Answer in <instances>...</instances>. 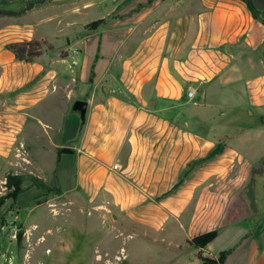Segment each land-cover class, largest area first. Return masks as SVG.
<instances>
[{"label":"crops","instance_id":"0c3cea01","mask_svg":"<svg viewBox=\"0 0 264 264\" xmlns=\"http://www.w3.org/2000/svg\"><path fill=\"white\" fill-rule=\"evenodd\" d=\"M252 2L264 19V0ZM93 5L104 23L73 29L70 39L52 35L67 47L45 46L32 61L4 45L51 37L29 30L0 40L4 160L34 128L56 152L70 146L77 154L74 184L57 195L66 199L45 201V225L23 222L18 249L0 246V264L18 255L28 264L30 234L40 248L35 264H100L109 240L156 241L160 232L162 240L179 236H167L172 264H214L201 258L216 260L230 248L219 264H264V198L251 186L264 156V23L244 0H92L83 7ZM69 12L80 13V6ZM75 99L87 101L85 121L70 141L58 142L54 132ZM219 142V154L165 194ZM9 229L0 227L8 236ZM210 230L216 236L204 247L186 243ZM85 241L87 261L62 258ZM182 245L195 248L193 259L177 257Z\"/></svg>","mask_w":264,"mask_h":264},{"label":"rangeland","instance_id":"374dc122","mask_svg":"<svg viewBox=\"0 0 264 264\" xmlns=\"http://www.w3.org/2000/svg\"><path fill=\"white\" fill-rule=\"evenodd\" d=\"M27 1L28 0H14L13 2L6 4L4 7L19 9L23 7ZM90 1L92 0H46L44 3L36 5L21 16L0 17V40H12L18 36L21 37L22 35L20 34L30 30L33 33L32 35H42L44 33L48 37H51L50 40H45L43 42L42 48L45 46L49 48V45L51 44L55 46V49L62 45L63 47H67L65 39L54 38L52 35H66V37H69L70 39L74 30H79L81 27L87 29V24L96 20L103 13L99 5L83 7L84 3H89ZM75 3L80 6V13H68V9ZM71 19H75L77 24H69L68 20ZM83 22H85V24H82ZM69 43L71 44V40ZM71 104L72 102L68 104V107L71 106ZM61 108H63V106ZM61 116L62 113L59 114V117ZM79 125L80 118L78 113L70 110L66 112L61 119V125L54 132L57 141L61 143L70 141L69 139H71ZM41 133L43 132H40L39 128H34L32 131H29L27 137L26 135L23 136V134H21V137L19 136V138L14 141L10 148L11 150H9L8 161L4 160L5 155L0 153V196L6 191V188L4 187V179L9 172H31L46 180H50L53 172L51 168L57 166L61 189L64 191L68 190L74 184L77 154L62 153L60 160L57 161L56 150L47 141L45 138L46 135H40V139L35 138L36 135ZM257 164L258 162L254 166L257 173L255 170V173L252 176L251 186H255L257 189L259 188V195L264 198V171L260 172V168ZM65 199V196L57 197V195L46 194L44 190L32 186L28 187L16 197L8 198L3 201L0 204V227L4 221V223L10 225L9 236L8 230H0V246L5 247V250L3 251L8 252L9 249L13 248L18 249L16 238L12 239L10 237L11 232L15 227L18 234L20 231H25L23 229L25 226L22 225L23 222L30 224L33 221H37L41 225H45L47 220L51 218L46 205L47 202L45 203V201L61 202ZM35 204H38V206L34 207ZM17 207L19 211L15 212L17 211ZM13 220H15L18 225H16ZM65 229H67V227H65ZM162 235H164V233H158V239L156 241L146 240L138 235L125 238L124 241L121 238L118 240L114 238L113 240H109V243H107L108 248H105V251H108L109 255L107 253L103 255V252H101L102 257L98 260L100 261V264H172L174 262L173 256L176 255L175 249L168 245V235L165 240L161 239ZM168 237L177 239L179 236L174 234ZM25 238L27 237L25 236ZM33 239L34 235L31 234L30 238L25 239L24 247L29 251V255L25 257L28 258V264H35V258L38 257L40 252V248H36L34 243H32ZM49 241L50 239L48 242ZM88 244L89 242L85 241L83 243L84 246H81L82 249L75 250L72 248L71 252L68 250L64 251L63 249L64 253L62 258L65 260L75 259L80 262L87 261L85 254H87ZM122 248H124L126 256L124 259L118 260L117 256L120 254ZM193 251H195L194 247L182 245L181 252H179L180 254L178 253L179 255L177 257L182 260L193 259ZM23 253L24 250L22 251V254ZM2 259L0 251V262ZM13 264H22L20 255L16 257Z\"/></svg>","mask_w":264,"mask_h":264},{"label":"trees","instance_id":"16d2710c","mask_svg":"<svg viewBox=\"0 0 264 264\" xmlns=\"http://www.w3.org/2000/svg\"><path fill=\"white\" fill-rule=\"evenodd\" d=\"M14 1V0H13ZM11 0H0V17L3 16H11L18 17L25 14L27 11L31 10L38 4L44 3L46 0H28L25 5L19 9H12L4 7L6 4L13 2ZM253 14V16L257 19H260L264 23V19L260 16V11L255 7L252 0H244ZM104 23L103 18H99L93 20L87 24L89 29H93L100 24ZM42 40L38 39H22L18 41H13L6 43L4 45L5 48L11 50L17 59L32 61L35 57L41 54L42 52ZM52 46L49 45V48ZM223 149V144L221 142L217 143L215 147H213L209 153L203 158L197 159L190 164H188L187 168L181 172L178 180L174 183L171 189L165 194L170 193L175 190L187 177L190 171L198 165L203 164L207 160L213 158L217 154H219ZM258 167L260 168V172L264 171V156L258 161ZM258 168V169H259ZM37 187L45 191L46 194L59 195L61 191L60 181L57 172V166L53 169L50 180H46L34 173L31 172H9L6 174L4 179V187L6 191L3 195L0 196V204L8 198L16 197L18 194L24 192L28 187ZM5 222V221H4ZM2 223V225L4 224ZM216 230H210L194 236L190 239L186 240V243L190 246H194L196 248L204 247L208 242H210L216 236ZM231 251V248L228 250H224L219 253V256L216 260L209 258H201L203 263H214L219 264L223 261L227 253Z\"/></svg>","mask_w":264,"mask_h":264},{"label":"water","instance_id":"95a60500","mask_svg":"<svg viewBox=\"0 0 264 264\" xmlns=\"http://www.w3.org/2000/svg\"><path fill=\"white\" fill-rule=\"evenodd\" d=\"M86 109H87V101L85 99H75L72 102L71 105V111L77 112L79 114V118L81 123H84L85 121V115H86ZM73 149L70 146H62L58 148L56 154H57V161L60 160L62 153H72ZM23 236V231L19 232L16 236V242L19 243L21 241V238Z\"/></svg>","mask_w":264,"mask_h":264},{"label":"built area","instance_id":"2783aa9c","mask_svg":"<svg viewBox=\"0 0 264 264\" xmlns=\"http://www.w3.org/2000/svg\"><path fill=\"white\" fill-rule=\"evenodd\" d=\"M75 51H76V50H75ZM75 64H76V61H72V62H71V65H72V66H74ZM187 94H188V96H191V95L193 94V90H192V89H189L188 92H187ZM117 167H118V165H114V168H117ZM16 236H17V229H16V227H15V228L12 230L10 237H11L12 239H15ZM125 256H126V254H125L124 248H122V249L120 250V254L117 256V259H118V260L124 259Z\"/></svg>","mask_w":264,"mask_h":264}]
</instances>
